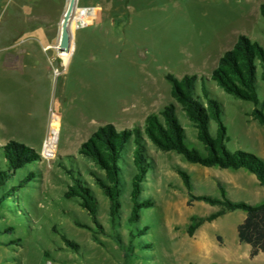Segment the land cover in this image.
<instances>
[{
	"label": "rangeland",
	"instance_id": "obj_1",
	"mask_svg": "<svg viewBox=\"0 0 264 264\" xmlns=\"http://www.w3.org/2000/svg\"><path fill=\"white\" fill-rule=\"evenodd\" d=\"M263 3L144 0L135 31L124 40L114 0H85L72 23L71 52L64 62L54 50L56 32L49 30L59 18L58 0H0V171H7L3 147L11 140L40 156L0 188V264H264V255L251 258L249 246L239 242L237 227L245 213L236 210L207 221L221 208L204 202L189 207L178 174L190 177L194 196L221 199V186L232 202L258 206L264 188L247 171L190 164L143 136L149 170L139 201L151 200L152 207L132 223L133 138L120 162V208L114 220L96 182L105 180L104 173L79 154L100 127L143 131L148 116L162 120L171 104L186 144L204 154L166 76L209 81L240 35L264 48ZM39 30L49 40L35 33ZM209 88L224 111L227 148L264 160V126L250 117L253 105L212 81ZM258 97L264 107L260 81ZM209 127L215 136L214 122ZM77 183L93 193L95 220L79 199L65 197ZM201 241L206 245L198 246Z\"/></svg>",
	"mask_w": 264,
	"mask_h": 264
},
{
	"label": "trees",
	"instance_id": "obj_2",
	"mask_svg": "<svg viewBox=\"0 0 264 264\" xmlns=\"http://www.w3.org/2000/svg\"><path fill=\"white\" fill-rule=\"evenodd\" d=\"M260 15L264 19V3L260 6ZM166 80L171 86L172 98L182 107L187 120L196 129L197 140L203 146L204 154L195 148H189L186 144L185 130L177 118L173 104L163 110L162 120L156 115L148 116L143 131L135 128L118 132L111 124L100 127L81 145L79 154L93 162L104 173L105 180L97 179L96 182L110 202L113 220L120 208V162L132 138L135 147L133 163L136 168L131 192L132 223L136 222L141 210L152 207L151 200L139 201L142 182L149 170L144 155L143 136H146L158 150L174 152L190 164L204 168L216 167L220 170H245L264 188V160L242 150L230 151L227 148V130L222 120L224 111L216 95L209 88V81H212L224 93L251 103L254 108L250 117L264 126V107L260 105L258 97L259 81L264 83V48L245 35H240L234 46L221 56L209 81L197 75H185L181 79L167 75ZM211 122L216 125L215 136L210 133ZM3 152L7 171H0V188L16 170L40 159L34 149L13 140L3 147ZM178 174L186 188L189 207L194 202H204L221 208L220 212L207 221H213L227 212L243 211L244 219L237 227L239 242L249 246L251 258L264 255V201L258 206L232 202L221 186H219L221 199L194 196L190 177L182 171ZM65 197L79 199L81 207L95 220L97 203L87 186L77 183L70 188ZM65 242L69 247H75L71 242L67 240Z\"/></svg>",
	"mask_w": 264,
	"mask_h": 264
},
{
	"label": "water",
	"instance_id": "obj_3",
	"mask_svg": "<svg viewBox=\"0 0 264 264\" xmlns=\"http://www.w3.org/2000/svg\"><path fill=\"white\" fill-rule=\"evenodd\" d=\"M85 0H58L61 11L57 22L49 28L56 32L57 42L54 50L58 56H68L71 51L73 34L71 26L80 13ZM121 18L118 30L124 40L135 31L137 17L142 10L144 0H114Z\"/></svg>",
	"mask_w": 264,
	"mask_h": 264
},
{
	"label": "crops",
	"instance_id": "obj_4",
	"mask_svg": "<svg viewBox=\"0 0 264 264\" xmlns=\"http://www.w3.org/2000/svg\"><path fill=\"white\" fill-rule=\"evenodd\" d=\"M38 19H40L39 17H38ZM44 22V18H41V23H43ZM40 26H42V24H39ZM46 31H47V28H46ZM35 33H44L45 34V36H46V39L47 40H49V34H47V32H41L40 30L39 31H37V32H35ZM48 46V45H47ZM45 49H46V47H45ZM71 52V51H70Z\"/></svg>",
	"mask_w": 264,
	"mask_h": 264
},
{
	"label": "bare ground",
	"instance_id": "obj_5",
	"mask_svg": "<svg viewBox=\"0 0 264 264\" xmlns=\"http://www.w3.org/2000/svg\"><path fill=\"white\" fill-rule=\"evenodd\" d=\"M60 57H61V59H62L64 62H66L67 59H68L67 56H60ZM204 245H206V244L204 243V241H201V242L198 243V246H204Z\"/></svg>",
	"mask_w": 264,
	"mask_h": 264
},
{
	"label": "built area",
	"instance_id": "obj_6",
	"mask_svg": "<svg viewBox=\"0 0 264 264\" xmlns=\"http://www.w3.org/2000/svg\"><path fill=\"white\" fill-rule=\"evenodd\" d=\"M46 156L52 157V156H54V153H52V152H46Z\"/></svg>",
	"mask_w": 264,
	"mask_h": 264
}]
</instances>
